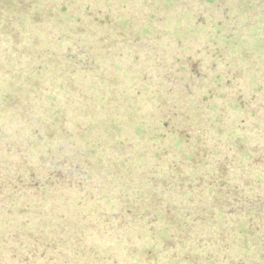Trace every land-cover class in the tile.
I'll return each instance as SVG.
<instances>
[{
	"label": "rangeland",
	"instance_id": "rangeland-1",
	"mask_svg": "<svg viewBox=\"0 0 264 264\" xmlns=\"http://www.w3.org/2000/svg\"><path fill=\"white\" fill-rule=\"evenodd\" d=\"M77 2L0 0V264H175L173 254L182 256L189 243L176 244L171 250L164 244L181 213L174 214V219L163 216L149 202L188 207L192 194L186 197L187 189L204 175L188 162L197 141L188 131L187 123L193 119L188 120L183 111L172 117L175 121L167 117L174 129L182 125L190 137L184 145L165 134L160 110L177 103L179 108L187 107L191 116L197 115L193 105L207 107L213 92L224 90L233 92L234 105L243 108L232 109L230 114L250 125L260 122L261 129L264 1L205 0L189 6L178 1V11H190L183 23L196 24V15L202 26L189 35H176L168 29L172 25L163 21L156 24L164 28V33L156 31L159 39H151L152 45L144 46V51L142 44L136 45V61L149 57V82L135 72L140 67L133 68L134 72L128 69L132 62L130 45L123 41L125 31L113 29L102 40L103 26L98 25L88 37L92 24L80 33L77 17L67 19L69 11L81 9ZM164 4L156 0L160 10ZM225 12L230 17L223 19ZM176 21L172 23L179 32ZM208 30L224 35L214 40ZM64 32L70 37L67 41L61 38ZM138 34V43L146 42L147 35ZM176 39L192 57L194 52L199 57L201 47L220 49L209 60L226 62L225 72L219 66L216 75L225 78L217 81L205 70L208 78L203 76V83L194 80L191 96H180L176 87L161 79L172 64ZM223 48L227 50L224 56ZM80 49L87 54L77 56ZM109 49L118 53L115 64L105 56ZM67 54L71 59L61 60ZM88 65L92 70L96 65L95 72H87ZM175 70L181 76L179 62ZM232 70L237 79L226 87ZM62 76L75 79L74 90H64L59 82L51 87L52 80ZM63 97L69 100L67 109ZM205 107L199 114H206L205 119L217 111ZM60 109L63 117L50 115ZM149 132L152 137L147 140ZM209 134L219 136L210 130ZM139 171L150 172V180L158 171H168L183 179L182 186L172 190L166 183H140L138 178L146 175ZM50 179L58 184L52 185ZM175 191L184 192V197L180 199ZM195 198L201 195L195 192Z\"/></svg>",
	"mask_w": 264,
	"mask_h": 264
},
{
	"label": "trees",
	"instance_id": "trees-1",
	"mask_svg": "<svg viewBox=\"0 0 264 264\" xmlns=\"http://www.w3.org/2000/svg\"><path fill=\"white\" fill-rule=\"evenodd\" d=\"M65 1H69L70 4L77 2V0ZM78 1L77 3L81 9H78L77 13L69 11L67 13L69 16L66 15L67 19L72 21V18L77 17L80 33L85 32V29L89 28L92 24V31L87 35L88 37H90L93 29L97 28L98 25L103 26L102 40L107 39L111 34L110 31L113 29L119 28L125 31L126 36L123 41L130 45L128 47V55L132 62L128 66V69L133 70V68L140 67L135 72L144 78L142 79L144 80L143 82H149L147 79H150L152 76L148 75L150 70L146 68V61L147 59L149 60V57L143 56V59L146 60L145 62L136 61L135 58L138 55L136 53L138 52L136 45L142 44V51H144V46L148 47V45H152L150 43L151 39H159L160 34H157L156 31L164 33V28L160 26L156 27V24L161 25L163 21H167L172 25L168 29L174 34L189 35V32H193L192 30H198L202 26L199 17L194 16L197 20L196 24L193 23V25L188 26L187 23H183L190 16V11L185 8L178 11L177 8L179 7L176 6V3L180 1L181 3H185L183 4L184 6H189L192 1L202 3L205 0H164L165 4L162 6V10L156 5V0ZM212 1L214 3L217 0ZM261 4L263 5V3ZM68 5V3H65L63 6L65 10H68ZM88 9L90 10L89 12L87 11ZM229 17L227 12L223 14V19ZM173 20H177L179 32L176 31V27L174 28ZM72 27L76 31L74 25ZM219 27L218 25L216 30ZM152 31L155 33L153 36ZM137 32H144L147 35L146 42L138 43L139 34ZM94 33L96 34V32ZM208 34H211L215 38L214 40H218L220 34L224 35L219 31L217 34H214L212 30ZM67 35L64 32L61 38L67 41L70 38ZM176 44V47L171 52L173 58L172 64L167 68L169 69L166 73L168 75H162L161 79L176 87L180 96H191L194 80L203 83V76H205L204 79L208 78V75L203 73L205 70L214 75L212 78H217V81L220 78H225L221 77V75L219 77L216 75L218 74L217 69L219 66L222 67L220 70L225 72L227 69L225 68L226 62L223 65L218 60H209L210 57L218 55L220 49L211 50L210 48L201 47L199 48V57L194 55V51L192 57L191 54L184 52L185 49H182L184 44L180 39H176ZM204 51H207L205 52L206 54ZM210 52L211 55H208ZM221 52L224 56L227 52L226 48H223ZM85 53L87 54V50L84 52V50L80 49L76 55L83 57ZM245 53L249 55L248 51H245ZM117 54L116 51L114 52L109 49L105 56L107 55L108 60L115 64L116 59L114 58ZM67 58L71 59V56L67 54L61 60L64 59L65 61ZM177 62L181 65V76L176 74L175 65ZM136 63H139V65ZM66 67V64H64L65 71L68 69ZM114 67H119V65H115ZM95 69L96 65L93 70L91 69V65L85 68L90 73L95 72ZM172 69H174V73ZM78 73H80L79 70ZM230 73L232 76L230 78L226 77L227 82L224 83L226 87H230L233 80L237 79L234 70ZM74 80L72 76L65 79L62 76V79L58 78V81L53 79L51 87H54L53 85L59 82L62 84L61 87L64 90H74L76 87V82L73 83ZM87 80H90V78ZM210 81L214 82L213 80ZM227 94H229L228 97ZM63 99L65 102L63 106L66 109L69 108V102H66L69 101L68 98L63 97ZM234 100L235 95L233 92L224 90L220 91V93L217 91L213 92V98L208 102L210 107L208 103L207 107L209 109H216L217 111L214 114H207L208 117L206 119V114L199 115L203 113L202 110L205 107L200 104L193 105L194 111L197 112V115L193 116H191L192 113L187 107L181 105L179 108V104L176 102L175 105H169L160 110V115H162L163 119L160 126L167 132L165 134L169 133L174 136L177 143L182 141L184 145L188 144L187 142L190 140V137H188L182 125L178 129H174L167 117L172 118L183 111L188 114V120L193 119L192 123H187L189 124L188 131L197 137V141L190 150L192 156L188 162L190 166L202 169V174L204 175V177L202 176L197 179L195 184L193 183L191 187H188L186 197L192 194L191 204L188 207H184L181 203L178 204L176 202H171L170 204L163 201L157 202L156 200L149 202L155 206L156 212L161 213L163 216L170 215V218H175L174 214L181 213V217L177 221L180 224L177 223L173 232L167 234L164 244V248L171 250L172 246H176V244H183L184 246L185 243H189L188 250L182 256L180 255L179 257L177 254H173L175 264H264V120L262 121L263 126L260 129V122H257V126H254L241 120L239 115L234 117L230 114L233 111L232 109L235 111L243 109L238 105H234ZM215 101H218L220 105ZM52 105L54 106L55 103H52ZM256 113L260 114L259 112ZM64 114V110L60 109L50 115L63 117ZM172 120L175 121V118H172ZM204 120L211 122H208L209 124L201 122ZM37 130L38 128L34 129V134H37ZM209 130L217 132L219 136L215 138L211 137ZM36 134L35 137H37ZM146 137L149 140L152 137L151 132L146 133ZM127 146L131 148L133 144L129 143ZM49 157L52 156L50 155ZM170 168L166 167V170ZM139 173L146 175L144 178H138V181L143 184L155 183L156 185H162L166 183V186L172 190H176L175 188L182 186L181 180L183 179L178 176L176 178L169 175L168 171L166 173L158 171L159 175L153 178V180L149 179L150 172L142 173V171H139ZM66 176L68 175L66 174ZM30 178L33 177L30 176ZM49 181L51 182L52 179ZM56 184H58L57 181L52 183V185ZM195 192L201 195L200 199L195 198ZM175 193L177 192L175 191ZM178 193L177 196L182 199L184 192ZM178 229L181 232H178ZM149 255L151 256V253Z\"/></svg>",
	"mask_w": 264,
	"mask_h": 264
}]
</instances>
